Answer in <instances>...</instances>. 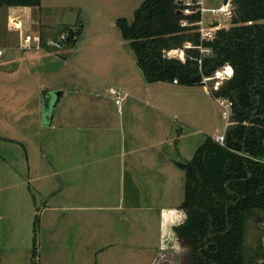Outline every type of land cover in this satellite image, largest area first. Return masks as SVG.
<instances>
[{"label": "rangeland", "instance_id": "1", "mask_svg": "<svg viewBox=\"0 0 264 264\" xmlns=\"http://www.w3.org/2000/svg\"><path fill=\"white\" fill-rule=\"evenodd\" d=\"M142 2L41 0L38 8L0 9V264H186L187 250L164 225L183 200L184 174L174 166L183 160L170 144L187 134L181 150L195 153L206 137L224 134L225 122L202 86L145 81L115 25L131 23ZM213 18L204 14L206 23ZM74 25L81 26L75 44L48 46ZM26 35H39L46 48H23ZM81 111L90 132L63 130V115ZM159 143L162 151L152 153ZM130 148L137 162L150 161L151 176L167 156L164 188L139 175L130 183ZM261 227L247 221V250ZM261 241L264 247V234Z\"/></svg>", "mask_w": 264, "mask_h": 264}, {"label": "trees", "instance_id": "2", "mask_svg": "<svg viewBox=\"0 0 264 264\" xmlns=\"http://www.w3.org/2000/svg\"><path fill=\"white\" fill-rule=\"evenodd\" d=\"M179 1L143 0L131 23L124 18L115 22L149 84L175 80L179 86L205 87L204 78L232 70L216 91H209L214 100L232 103V124L224 132L223 146L206 137L190 161L176 164L184 173L179 205L184 220L173 233L187 250L186 264H264V0H232L231 26L218 30L211 42L180 28ZM40 3L0 0V9L38 8ZM80 28L67 26L58 34L65 32V45H73ZM187 42L211 53L187 50L183 63L164 56ZM40 46L46 48L41 37ZM249 219L262 225L252 250L245 247Z\"/></svg>", "mask_w": 264, "mask_h": 264}, {"label": "built area", "instance_id": "3", "mask_svg": "<svg viewBox=\"0 0 264 264\" xmlns=\"http://www.w3.org/2000/svg\"><path fill=\"white\" fill-rule=\"evenodd\" d=\"M219 1H220V5L218 7H209V8L205 7V5L207 4L205 0L180 1L179 4L180 9L178 10L179 16L181 17L179 21L180 28L190 29L189 30L190 33L197 34L199 36L200 41L202 42L213 41V39L216 36V32L222 28V24L220 23L219 20L216 19L217 16L221 15L222 17H226L229 19L231 17L232 0H219ZM206 13L216 18L210 19L209 22L206 23L204 19V14ZM196 15H198V19L192 20V17ZM213 24H216V26H214ZM66 37L67 34L65 32H62L57 35L56 40L50 41L48 43V46L52 49L60 50L65 44ZM31 42H35L37 44V47H40L39 35L34 37L26 35L24 41L22 42L23 48L29 49V45ZM187 50H197L201 55H209L211 53L209 49H203L201 46H193L192 43L187 42L181 48L165 51L164 56L167 59H175L183 63L185 61ZM198 63H200V61H198ZM227 69L228 68H225L224 70L216 72L213 77L204 78L202 80V83L206 85L207 82L211 80H215L211 90L216 91L222 81L231 77L232 70L231 68H229L230 73L228 74ZM176 83L177 82L174 80L173 84ZM112 93H114L113 90ZM215 102L218 105V107L221 109V118L225 122L224 129L226 130L227 127L230 125L232 103L228 99H224V98L215 99ZM116 103H118V101H116ZM214 141L220 146H223L224 134L222 136H217L214 139Z\"/></svg>", "mask_w": 264, "mask_h": 264}, {"label": "crops", "instance_id": "4", "mask_svg": "<svg viewBox=\"0 0 264 264\" xmlns=\"http://www.w3.org/2000/svg\"><path fill=\"white\" fill-rule=\"evenodd\" d=\"M31 23L34 24V22H31ZM49 49L47 48V50L46 49H44V50H45V52L50 53ZM3 56L4 55L1 52V47H0V62H1L0 63V74H1V71H3V68L5 66L4 65L5 63H4V57ZM166 84H169V83H166ZM170 86L171 87L172 86L173 87H179V85L173 84V83L170 84ZM182 87H184V86H182ZM203 89L205 90L206 93L209 94V92L207 91L206 87H203ZM83 93H85V92H83ZM77 100H78V98H77ZM85 112L86 111H81V112H77V113L70 112V113H66L65 115H63V117H62V129L63 130H70V131L72 130L74 132V134L79 133V132H81V133H85L87 131L90 132V129H89L88 126L91 125L92 123L85 120V118H86ZM54 120H55V117L53 116V121L51 123L52 127L54 125ZM182 124L185 125V127H188L187 124H185V123H182ZM182 136H183V134L176 136L177 138H176L175 142H173L174 145L172 144V142H171L170 145H172V147H175L174 150L177 153V156H178L177 158H179L180 160H183V162H188L193 157L194 151H192L193 150L192 148L188 149V151L187 150H181V147L183 148L184 145H185V142H187V137L189 135L186 134V135L183 136V138H182ZM191 137L188 138V142L187 143H189V139L191 140ZM90 138H93V136H91ZM71 141H72V139H71ZM70 143L75 144V140H74V142H70ZM159 144H157V145L154 144V146L152 147V153H156V152L160 153V151H162V148L165 145L163 143L160 144V145ZM179 144H181V146ZM134 152H135L134 148L133 149L130 148L128 150V157H130V158H129V166H128L127 175L129 177L130 183L134 184L136 182V177L135 176L139 175L140 178L144 179L147 183H149V186H151V184L156 181L157 185H158V189L164 188V183H166L167 180H168L167 179V170H166L167 168L166 167L170 166V165L167 164V158H166L167 156H163L164 158H163L162 164L160 165V166H162V169L155 171L154 174L151 176L150 173L148 174L149 170L152 171L150 169L151 166L149 165L150 161L148 160L147 163L145 161H142L141 163L139 161L137 162V160L134 158ZM120 153H121V154H119L120 157L124 155V153L123 154H122V152H120ZM164 155H166V152L164 153ZM189 156H191V158L190 159H186ZM176 163H179V162H175L174 161V166L177 167ZM121 166H124V163L120 162L119 167H121ZM145 166L147 167V170H145L143 168ZM138 167L142 168V169H139L140 173H136L135 172V168H138ZM161 184H163L162 187H161ZM131 187H133V185H131ZM167 211L168 212L166 213V216L164 218L165 219L164 220V225L167 226V229L168 230L170 229V231L174 235L173 227L179 225L180 222L182 221V218L184 219V217L182 216L183 212L181 210H179V206H176V207L172 208V210H167ZM177 220H178V223H176ZM175 239H176V237H175Z\"/></svg>", "mask_w": 264, "mask_h": 264}, {"label": "water", "instance_id": "5", "mask_svg": "<svg viewBox=\"0 0 264 264\" xmlns=\"http://www.w3.org/2000/svg\"><path fill=\"white\" fill-rule=\"evenodd\" d=\"M225 3V2H224ZM178 4H180V1L178 2ZM177 15H179V12H177ZM214 26H216V24H213ZM60 93H56L55 94V100H54V102H53V105H52V109H54L55 107H56V105H57V103H58V101H59V99H60ZM52 117V116H51ZM50 117V118H51ZM48 120H49V118H48Z\"/></svg>", "mask_w": 264, "mask_h": 264}, {"label": "bare ground", "instance_id": "6", "mask_svg": "<svg viewBox=\"0 0 264 264\" xmlns=\"http://www.w3.org/2000/svg\"><path fill=\"white\" fill-rule=\"evenodd\" d=\"M227 73H228V74L230 73V70H229V68L227 69Z\"/></svg>", "mask_w": 264, "mask_h": 264}]
</instances>
